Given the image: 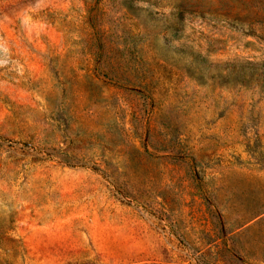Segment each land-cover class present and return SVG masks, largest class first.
Listing matches in <instances>:
<instances>
[{"label":"rangeland","instance_id":"rangeland-1","mask_svg":"<svg viewBox=\"0 0 264 264\" xmlns=\"http://www.w3.org/2000/svg\"><path fill=\"white\" fill-rule=\"evenodd\" d=\"M0 264H264V0H0Z\"/></svg>","mask_w":264,"mask_h":264}]
</instances>
